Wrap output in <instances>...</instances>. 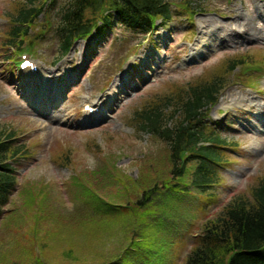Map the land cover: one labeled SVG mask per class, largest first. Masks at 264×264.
I'll return each mask as SVG.
<instances>
[{
	"label": "rangeland",
	"instance_id": "rangeland-1",
	"mask_svg": "<svg viewBox=\"0 0 264 264\" xmlns=\"http://www.w3.org/2000/svg\"><path fill=\"white\" fill-rule=\"evenodd\" d=\"M14 1L22 0H0V131L14 132L16 143L30 150L17 166V189L7 209L30 201L28 193L47 202H39L44 206L39 221L30 218L38 211L35 205L19 220L8 214L0 220V264L26 258L27 252L39 260L25 264H105L127 256L123 247L128 243L131 251L139 250V264H183L203 223L232 198L247 195L264 176V109L253 108L250 117L242 109L254 106L240 109L235 102L250 94L264 106V41L236 45L217 39L224 34L222 26L234 24L236 31L244 20L255 19V26L264 28V0H169L172 18L166 25L158 23L154 34L113 21L102 34L94 31V36L76 40L64 58L54 33L64 0L46 8L36 24L37 35H29L31 52L26 43L20 54L4 38L3 16ZM176 3L191 7L192 14ZM247 34L253 32H239ZM235 55H247L248 62L257 61L254 66L263 69L227 73L217 104L204 119L209 131L232 146L224 149L226 161L213 165L218 183L205 194L189 188L185 195H171L161 185L151 202L144 199L143 210L128 214L125 204L142 203V193L154 181L172 177L167 144L137 132L134 111L152 97L170 95L173 85L212 77L215 69L225 71L223 64ZM25 56L39 74L19 71L17 61ZM117 82L120 88L115 89ZM100 99L104 109L86 120L83 105L93 108L92 101ZM48 118L54 121L46 122ZM175 120L168 118V125ZM56 157H65L67 165ZM194 165H187L179 181H190ZM118 180L124 184L113 204L117 214L103 215L84 190L90 187L98 194L96 187L107 185L114 192ZM33 228L38 244L30 235Z\"/></svg>",
	"mask_w": 264,
	"mask_h": 264
},
{
	"label": "trees",
	"instance_id": "trees-1",
	"mask_svg": "<svg viewBox=\"0 0 264 264\" xmlns=\"http://www.w3.org/2000/svg\"><path fill=\"white\" fill-rule=\"evenodd\" d=\"M59 1L22 0L10 3L9 12L3 16L7 22L4 32L6 45L15 48L17 54H20L21 46L28 43L26 50L31 52L30 33L37 35L34 30L38 19L46 8L54 7ZM172 5L173 2L169 0H64L58 7V20L54 27L59 51L61 55L65 54L76 40L94 31L101 34L104 29L111 28L113 21L123 28L148 34L156 21L166 22L172 18ZM175 6L190 16L191 7L183 3H176ZM247 60V55H235L223 64L226 65L225 71L215 69L212 77L208 76L180 87L173 85L170 95L152 97L140 109L134 111L132 119L136 123L137 132L149 134L167 144L172 177L160 184L154 181L142 193V203L137 200L132 202L133 205L125 204L128 214H138L143 210L146 207L144 199L148 198V202H151L161 185L166 187L171 195H185L191 192L189 188L205 194L218 183L212 171L213 165L223 164L226 161L224 149L232 146L209 131L204 119L211 107L217 104L227 73L237 68H241L240 74L257 69L254 66L257 61L250 63ZM262 61L264 63L263 59ZM168 118L176 120L172 125H168ZM3 133L0 131V220L8 215L19 220L29 212L28 210L34 211L32 206L35 205L38 211L30 218L39 221L40 212L44 207L39 202L47 201H36L32 193L27 194L30 201L7 209L11 195L17 189V166L27 157L30 146L16 143L14 132L6 135ZM55 160H60L62 166L67 165L65 157H56ZM189 163L195 164L190 181H179L186 176ZM117 184L119 185L114 192L107 185L96 187L101 195L90 187L84 190L103 215L117 214L113 212V204L118 199L124 183L118 180ZM30 235L38 244L36 228H33ZM131 247L130 243L123 247L127 256H120L114 262L105 264H128V261L139 264L135 254L139 250L131 251ZM186 256L183 264H264V176L257 179L247 195L241 194L232 198L218 215L203 223L201 231L193 236L191 250ZM25 260L35 263L39 259H35L33 252H27L26 258L21 257L12 264H25Z\"/></svg>",
	"mask_w": 264,
	"mask_h": 264
},
{
	"label": "bare ground",
	"instance_id": "bare-ground-1",
	"mask_svg": "<svg viewBox=\"0 0 264 264\" xmlns=\"http://www.w3.org/2000/svg\"><path fill=\"white\" fill-rule=\"evenodd\" d=\"M261 16V15H260ZM237 18H235L234 22L236 21ZM253 23H251L250 21L248 20H244L240 23V28L238 30H234V24L230 25L229 27H225V26H222L220 29L224 32V34H221L217 36V39L220 41V43H223L225 41V39H229V42L232 43V44H244L245 42H250V41H264V37H263V30L264 28H257L255 26V19H252L251 20ZM207 22H212V20H208L207 19ZM252 26L254 27V29H251ZM207 27V26H206ZM219 29V30H220ZM220 30V31H221ZM235 32H234V31ZM242 30H247V31H252L253 34H250V35H246V36H241L239 35V32L242 31ZM232 32V33H231ZM201 33V32H199ZM39 74V73H38ZM29 76H31V74H29ZM32 84V83H30ZM118 85H116L117 87ZM127 93V92H125ZM99 101L96 102V104H98ZM236 103L240 104L241 108H244L245 106H254V107H248L247 109H242L244 112L247 111V114L250 116V117H254V115L252 114V109L253 108H257L258 110H263L264 109V106H262L259 102H257L255 100V98L253 96H251L250 94H248L247 96H244L242 97V99H238V100H235ZM254 103L256 104V106L254 105ZM88 104H84V106H86ZM91 107V106H89ZM96 107H94V109L91 110V113L90 111L88 112H84L83 113L85 114V118L86 120H90L92 117H94V114L97 112H99V110L95 111ZM252 112V113H251ZM36 113L38 115H41L42 117L45 118V114L44 113H41V112H38L36 111ZM257 114H260L259 112H257ZM61 117H57V118H54L55 120L57 119H60ZM259 118V117H258ZM54 121L53 119L51 118H48L46 119V122H52Z\"/></svg>",
	"mask_w": 264,
	"mask_h": 264
}]
</instances>
